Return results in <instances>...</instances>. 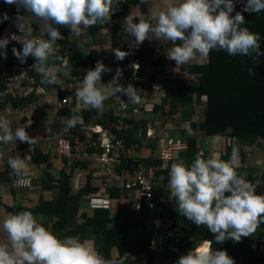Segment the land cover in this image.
<instances>
[{"label": "clouds", "instance_id": "obj_1", "mask_svg": "<svg viewBox=\"0 0 264 264\" xmlns=\"http://www.w3.org/2000/svg\"><path fill=\"white\" fill-rule=\"evenodd\" d=\"M4 2L15 5L17 11L23 8L27 15L16 18V27L21 34L10 33L6 37H0V58L6 56L4 49L9 41H16L20 44V49L13 46V56L24 63L25 58L31 55L34 61L27 62V65L30 70L29 65L33 62L31 69L38 74L40 84L60 85L61 88L60 76L69 75L71 66L67 57L56 54L53 47L57 39L62 38L56 25L67 26L72 34L79 36L89 26L109 20L110 13L117 6L116 0ZM233 9L234 0H161V6L147 20L134 16L131 11L123 18V30L134 38L130 43L136 46L146 38L170 41L172 47L166 50V57L173 60L176 67L198 57H206L210 50H223L230 56H250L253 63H256L257 57L262 54L260 34L245 27L244 16L240 11L232 14ZM261 10H264V0H244L243 11L259 13ZM29 15L41 21L40 25L47 38L31 36L24 30V18ZM134 17L138 18L137 22H133ZM8 19L7 13L0 14V22ZM112 51L117 60L123 59L127 54L120 49ZM50 59L59 63H50ZM104 71L110 69L100 61L86 70L74 88L77 102L76 105L72 102L74 107L78 110L81 105L85 109L91 107L99 113L104 110V102L108 97L117 93L125 95L127 102L132 105L139 103L140 90L131 83L121 86L118 82L117 78L121 75L119 67L112 80L107 83L101 82V73ZM247 71L249 76L253 74V68L249 67ZM30 72L33 75L31 70ZM60 123L63 131H68L76 125L82 126L83 119L77 112L61 117ZM185 131L188 135L192 134L187 125ZM90 132V136L98 134L99 138L104 131L90 128ZM231 132L230 126L225 127L223 133H214L209 140L215 143L225 138L224 134ZM17 140L30 145L33 143V137L28 135L24 127L12 128L9 119L0 116V145ZM29 159L25 155L24 158L9 156L6 160L11 172L15 174L14 183H28L30 172L25 162ZM238 159V145L233 143L227 160L218 158L216 151H209L207 156L198 152L190 163L177 159L167 170L168 197L175 202L177 212L193 224L205 226L214 234L212 241L217 243L226 239L239 241L264 222V194H256L254 191L261 181L250 182L243 174H238L235 170ZM212 241L206 239L203 244L195 246L186 254L168 260L175 261L174 264H235L225 250L210 248ZM126 255L127 253L115 260L105 259L78 235L58 237L43 224L42 217L28 210L10 213L0 219V264H124Z\"/></svg>", "mask_w": 264, "mask_h": 264}, {"label": "crops", "instance_id": "obj_2", "mask_svg": "<svg viewBox=\"0 0 264 264\" xmlns=\"http://www.w3.org/2000/svg\"><path fill=\"white\" fill-rule=\"evenodd\" d=\"M160 6L161 0H143V2L140 0L138 4L132 7L131 11L134 16L147 18L151 13L157 11ZM2 13L3 10L0 7V14ZM26 15L27 13L24 12L17 16ZM110 15L109 20L89 26L88 29L79 36L72 34L67 26L59 25L57 27L62 38L57 39L53 47L56 54L67 57L69 65L71 66L69 75L60 76L62 88L60 85H41L38 74L31 69L32 62L29 65L30 70L33 72L37 83L42 88V92L37 93L36 86L38 85H34L16 89L6 99H0V116L8 118L12 128L16 126L24 127L28 135L33 137V143L31 145L27 142H20L19 140L0 145V219L10 213L21 210H28L31 212L42 202H54L59 196L60 184L66 182L69 185L71 195L77 199V202L71 205L68 211L70 213L68 214V227L73 229L74 226L84 223L87 218L93 217L94 211L88 206L89 197L95 194L92 191L94 186L92 187V185L89 186L88 184L90 167L87 165L77 166L75 161L57 156L56 141L59 137L66 136L69 133V130L63 131V125L60 123L61 117H68L72 112L70 107H61L60 105V101L64 97V86H67L73 79L83 78L86 70L93 68L97 61H100L106 68L110 69V71L101 73V82L107 83L111 81V78L107 75L113 72V65L119 62V60L115 58L112 50L121 49L122 36L119 12L114 11L112 14L110 13ZM9 19L11 20L13 17ZM28 21L37 23L38 26L41 23L38 18L31 15L24 18L23 24L26 22L29 23ZM171 47L172 43L170 41H162L153 38L147 41L146 48L142 50V83L138 87L141 92V98L139 103L134 106L138 111L130 113L131 119L134 120V124L129 134L130 139H132L133 147L126 150L129 157L150 158L158 154L159 150L171 139L186 138L185 140H187L188 136L186 137L187 132L185 131V125L191 128V137L193 138H197L196 135L202 132L200 129H194L192 126L193 120L198 122V120L194 119V112L191 120H184L183 117H181V123L184 124V132H182L181 135L179 134L180 131H178L179 128L173 129V126L172 128L170 127L171 129L159 130L156 127L158 124L157 120L160 118L162 119V115L163 119L165 118L164 123L169 120H174L173 114L176 112L177 106L180 107V104L176 105L174 97L178 96V93H170V90L176 89V87L174 88L176 80H173V78H178V76L186 74V79L192 80V83H188V85L191 84L190 87L197 82L196 78L190 74L187 69L186 71H180L179 66L176 67L175 62L166 57V50ZM4 51L6 52V56L0 58V69L6 67L10 59V52L8 50ZM92 51H95L96 55L99 56V59H97L93 65L83 68L72 65L74 55V58H76V55L79 53L88 55ZM195 61L196 59L190 62ZM49 62L59 63V61L55 59H50ZM182 86L183 85L178 89L180 96L182 92H184ZM113 99L114 94L110 95L104 102L105 108L99 113L91 107L87 109L82 105L79 107V110H81L79 113L85 112V125L88 128L102 129L108 136L109 134L111 136L113 135L108 127L113 118ZM201 100L206 107L205 99L201 98ZM76 103V99H73V105H76ZM204 119L205 112L203 110V118H201L199 122H202ZM167 126H171V124L167 122ZM46 129L48 130L46 131ZM113 133L115 132L113 131ZM91 135L94 138L98 137V134ZM92 136L90 137L93 140ZM200 137L202 139L200 141L197 140V143L201 150V154H203L205 150L208 152L216 151L218 153V158H222L227 154L229 155L228 152L230 150L228 148L230 145L227 147L228 142L231 145L233 143L237 144L239 157L242 155L245 156L244 159L248 170L246 172L248 173L246 174V179L250 182L261 181L260 184L256 185L254 191L256 194H264V162L256 164L257 161L262 159L264 161V153L262 154L261 151L255 152V149L250 152V146L253 144L258 145V141L251 143L249 141L227 139V137H225L213 143L209 140V137H211L209 135H201ZM226 142L227 145H225ZM25 155L30 157L25 163L30 172L28 179L31 184L28 188L15 190L12 187L15 174L11 172L12 170L7 165L6 160L9 156H20V158H24ZM251 155L252 157H249ZM177 159H182L186 164L188 163V159H186L184 155H181ZM248 160L256 162L252 165ZM240 161L242 162V160L238 159L235 170L238 174H243V167H239ZM172 162L163 163L162 170L164 169V171H167ZM159 174L155 183V191L159 188L160 193L158 195L154 193L155 198L153 200V210L157 214V218L154 221L157 222L159 228H163L164 230L169 229L173 231V234L176 232L177 236L171 239V244L166 248H170V258H178L195 246L203 244L205 240H202L200 243L199 239H196L195 245L192 247V240H187L185 238V224H183L181 218L178 219L175 202L168 197L169 189L167 187V182L160 180ZM111 194L112 197H110ZM106 195L112 200L110 218L119 215L118 221L122 222L125 219L133 220L139 217V213L136 212L133 206L138 197L137 191L114 190L113 193L107 190ZM124 208L126 210H123L121 213V210ZM33 214L42 217L43 224L58 236L52 229V225L55 222L53 217L45 213ZM142 226H147L148 229L154 228L152 226H150L152 228L149 227L148 219L142 221L141 227ZM253 233L255 237V247L258 243L260 244L259 257L264 259V222L260 225L258 224ZM131 237H133L132 234ZM79 238L87 241L89 245L94 247L105 259L115 260L120 256L117 248H114L111 242L106 241L101 234L97 232H88L85 236H79ZM143 242L144 237H142V235L134 240V254L125 257L124 264H150L148 255L143 253L139 247ZM209 246L211 248V243ZM154 263H163L160 254H158L156 262Z\"/></svg>", "mask_w": 264, "mask_h": 264}, {"label": "trees", "instance_id": "obj_3", "mask_svg": "<svg viewBox=\"0 0 264 264\" xmlns=\"http://www.w3.org/2000/svg\"><path fill=\"white\" fill-rule=\"evenodd\" d=\"M139 1L140 0H133V4L136 5ZM243 3L244 0H239V2L234 0L232 14H235L236 11H240L245 19L244 26L250 31L260 34L261 39L259 45L262 53L261 56L257 57L256 63H253L250 56H230L223 50H210L206 57H198L196 61L194 63L191 62L187 68L188 72L196 78L197 82L191 87L192 92L190 91V93L193 97L186 98L184 102L189 104L192 103L194 101V94L200 98H204L206 101V107L204 108L205 119L202 122L192 121V126L195 129H201L205 131L207 135L211 136L217 132L223 133V129L230 126L232 132L224 134L225 137L255 143L259 138L264 139V10H261L259 13L246 12L243 11ZM0 7L3 10V13L8 14L9 18L17 17V15L25 12L23 8H20L19 11H17L16 7H11L6 4L4 0H0ZM120 11H124V9H121ZM11 20L8 19L0 22V35L3 28ZM28 22L29 23H24V30L27 33L28 30L26 27L28 24L35 27V29L39 28L37 23L31 21ZM58 26L59 25H56V27ZM120 28L122 36V46L120 50L126 52V37L122 30L121 23ZM44 38H47V36L45 35ZM146 40L148 39L144 40L143 46H146ZM74 57L72 59V65L78 68L91 66L97 59H99V56L96 55L95 51H92L88 55L79 53L76 55V58ZM127 62L128 58L126 55L123 59L119 60V64ZM249 67L253 68V74L251 76H249L247 71ZM142 73L143 70L138 74L140 80L132 81L131 83L136 88L142 83ZM183 89V91H186L187 87H183ZM188 89H190V87H188ZM116 97L117 94H114L113 101H115ZM134 106L135 105H132V107ZM192 114L193 112L189 110L184 111L183 119L191 120ZM80 115L85 123V112L80 113ZM112 116V121H115L114 108L112 109ZM128 121L133 127L134 120L128 119ZM131 131L132 130L130 129L126 135L115 133L117 137L123 138L126 150L133 147L132 139H130L129 135ZM187 141L189 149L184 153L176 155L175 159L184 155L185 158L188 159V163H190L195 154L198 152L201 153V150L196 138H188ZM258 143L262 144V141H259ZM231 146L232 145L228 148L230 150L228 152L229 154L231 152ZM208 153L209 152L206 151L201 155L207 156ZM155 155L147 159L136 158L133 160V158L129 157L125 151L122 154V163L118 167V171H129L136 160L145 161L147 163L153 161L161 164L165 163L158 159L152 160ZM228 156V154L224 155L220 159L227 160ZM78 165L83 166L86 164L77 163V166ZM159 173V179L167 182V171H164L163 169ZM161 177H163V179H161ZM88 184L89 186L92 185L90 173L88 174ZM59 187L60 193L54 202H42L37 208L31 211L35 214L45 213L50 217H53L55 222L52 225V229L58 234V237L63 238L64 236L70 235L85 236L88 232H97L101 234L106 241L111 242L114 248H117L120 256L127 253V257L134 254L133 242L142 235V237H144V242L141 243L139 247L143 253L148 255L150 264H155L154 262H156L158 254H160L163 262L171 259L169 254L170 248L166 247L171 244V239L174 236H177L176 232L173 234V231L169 229L164 230L163 228L158 229L150 226L149 227L152 229H148L147 226L141 227L142 221L147 219L152 221L156 220L157 214L153 209L143 207L140 211H136L139 213L137 219H125L122 222L118 221L120 217L119 215L110 218V210H94L93 217L87 218L84 223H80L74 226L73 229H70L68 227V214H70L68 211L70 206L77 202V199L71 195L67 182L60 184ZM93 188L95 189L92 190L93 193H97L98 189L95 187ZM114 190L120 191L124 189L117 186L109 187V191L114 193ZM159 191L158 188L156 191L154 190V193L158 195L160 193ZM225 194L227 195V193ZM110 197H112V194ZM123 210L126 209H122L121 213ZM177 215L178 219L181 218L183 224H185V238L187 240H192V247H194L196 239H199L200 243L202 240L206 239L212 241L214 234L209 232L205 226H197L179 213ZM131 234L133 237H131ZM259 246L260 244L258 243L255 247V237L253 232L249 236L242 237L239 241L226 239L220 243L215 241L211 242V248L225 250L227 254L234 259L235 264H264V259L259 257ZM238 253L241 255L239 256Z\"/></svg>", "mask_w": 264, "mask_h": 264}, {"label": "built area", "instance_id": "obj_4", "mask_svg": "<svg viewBox=\"0 0 264 264\" xmlns=\"http://www.w3.org/2000/svg\"><path fill=\"white\" fill-rule=\"evenodd\" d=\"M11 7L15 5L8 4ZM116 7H123L124 11L119 13L121 19V25L123 30V18L128 15L130 8L134 6L133 0H116ZM146 20V19H144ZM138 18L134 17L133 22H137ZM28 34L31 36L44 38L46 33L42 29V25H39L38 29L27 25ZM125 49L128 62L124 64L115 63L112 67V73L107 76L113 78L117 67L120 68L121 75L117 78L121 86H125L132 81L140 80L138 74L143 70V57L141 50L145 48L142 41L138 46L130 43L134 38L125 33ZM10 33H19L16 27V17L3 28L0 37H6ZM147 39V38H146ZM15 46L17 50L20 49V44L16 41L10 40L4 50L10 51V60L8 66L0 70V97H7L11 93L22 87L37 85L35 77L31 74L27 62L34 61V58L29 55L25 58L24 63H20L19 60L13 56L11 48ZM132 71V72H131ZM73 79L67 86H64V97L60 101L61 107H70L72 109L71 115L79 113V110L72 105L74 96V88L77 86L79 80ZM37 93L42 92V88L36 86ZM114 108L115 121H112L109 125V131H114L117 134L126 135V133L132 128L128 119L131 112H136L137 109L132 107L127 102V97L123 94L117 93V97L112 104ZM80 114V113H79ZM97 131V130H95ZM90 128L85 123L83 125H76L72 129H69V133L66 136L59 137L56 141V154L59 157L66 158L76 163L86 164L90 167V175L92 186L98 189L96 194L91 195L88 201V205L92 210L105 209L108 210L112 206L111 199L106 195V191L109 187L117 186L124 190H135L138 193L136 202L133 206L136 211H140L143 207H149L153 209L154 190L155 183L157 181L158 173L162 169L161 163L155 161L147 163L145 161L138 160L134 162L129 171H118V167L122 163V154L126 150V145L123 138L117 137L112 132V136H109L103 132V134L93 140L90 139ZM99 132V131H98ZM189 149V144L186 141L171 139L167 144L162 147L158 154L152 160H159L161 162H170L175 159V156L186 152ZM31 182L28 179V183L25 185L12 184L13 189H25L30 186ZM148 225L154 228H158L156 221L148 220ZM175 261L168 260L164 264H174Z\"/></svg>", "mask_w": 264, "mask_h": 264}, {"label": "rangeland", "instance_id": "obj_5", "mask_svg": "<svg viewBox=\"0 0 264 264\" xmlns=\"http://www.w3.org/2000/svg\"><path fill=\"white\" fill-rule=\"evenodd\" d=\"M121 9H123V8H121V7H116V10L115 11H118L119 13H121L122 11H120ZM131 9L132 8H130L128 11L129 12H131ZM140 19H148V17L147 18H144V17H139ZM149 40V39H148ZM148 40H146L145 41V44H147V41ZM144 49V48H143ZM174 62V61H173ZM194 63V62H193ZM189 64H191V62L189 61L188 63H185V64H181V65H179V69H180V71L181 70H183V71H186V69L188 68V66L187 65H189ZM179 71V72H180ZM186 74H182V75H180V76H178V78H173V80H176V84L174 85V88L176 87V89L175 90H170L171 92L170 93H173V92H176V94L178 93V96H174L175 97V100H176V105H179L180 107H178L177 106V110H175L176 112L173 114V119L174 120H169V121H167L168 123H170L171 124V126H167V122L166 123H164V121H165V118L163 119V115H162V119L160 118L159 120H157V122H158V124L156 125V127H157V129L159 130V129H171L172 128V126H173V129H176V128H179V130L178 131H180V135H181V133L182 132H184V124L183 123H181L182 121H181V117H183L182 115L184 114V111H186V110H189V111H191V112H194L195 113V115H194V119L195 120H198V122L199 121H201V118H203V110H204V107H205V104L203 103V102H201L202 100H201V98L200 97H198L196 94H194V101L192 102V103H186V102H184L185 101V99L187 98H189V97H193V95H191V93H190V91L192 92V90H191V87H190V85L191 84H189L188 85V83H192V80L190 81L188 78L186 79V77L187 76H185ZM179 78H181V79H179ZM185 78V79H184ZM187 80V81H186ZM195 80V79H194ZM181 85H183L182 86V88L185 86V87H187V92L186 91H184V92H182V95L180 96V93H179V87L181 86ZM184 87V88H185ZM188 87H190V89H188ZM181 88V89H182ZM184 90V89H183ZM186 92V93H185ZM130 105H132V104H130ZM135 109H137V108H135ZM137 111H138V109H137ZM129 117H130V119H131V115H129ZM172 121V122H171ZM171 127V128H170ZM195 129V128H194ZM196 130H198V129H196ZM200 131H202V132H199V134L198 135H196L197 136V140L198 141H200L202 138L200 137L201 135L203 136H205V135H207V133L204 131L203 132V130H201L200 129ZM193 132H195V131H193ZM202 133V134H201ZM195 134V133H194ZM188 136V138H192L191 137V135H186V137ZM186 139V138H185ZM185 139H175V140H182V141H186V142H188L187 140H185ZM227 139H229V138H227ZM259 141H262V144H259L258 143V145L257 144H253V145H251L250 146V152H252L253 151V149H255V152H258V151H261L262 152V154L264 153V139H262V138H259L258 139V142ZM225 145H227V142H226V144ZM229 145H231L229 142H228V145H227V147H229ZM249 148V147H248ZM249 151V150H248ZM204 152H206V150L205 151H203V153ZM249 157H252V155L251 156H249ZM245 156L244 155H242L241 157H239V160H242V162L240 161V164H239V167H243V175L246 177V174H248V173H246L248 170H247V164L245 163ZM248 162H250V163H252V165H254V162H256V161H252V160H248ZM264 161H263V159L262 160H260V161H257L256 162V164H261V163H263ZM238 167V168H239ZM239 173H240V171H239ZM238 255L240 256L241 254L240 253H238Z\"/></svg>", "mask_w": 264, "mask_h": 264}]
</instances>
